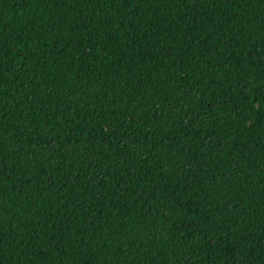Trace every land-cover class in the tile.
Returning a JSON list of instances; mask_svg holds the SVG:
<instances>
[{"label": "trees", "instance_id": "trees-1", "mask_svg": "<svg viewBox=\"0 0 264 264\" xmlns=\"http://www.w3.org/2000/svg\"><path fill=\"white\" fill-rule=\"evenodd\" d=\"M0 264H264V0H0Z\"/></svg>", "mask_w": 264, "mask_h": 264}]
</instances>
